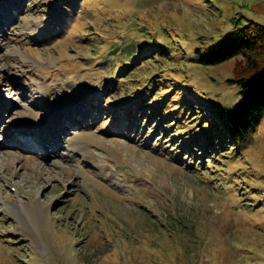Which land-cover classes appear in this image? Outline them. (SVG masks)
Instances as JSON below:
<instances>
[{"label": "rangeland", "instance_id": "374dc122", "mask_svg": "<svg viewBox=\"0 0 264 264\" xmlns=\"http://www.w3.org/2000/svg\"><path fill=\"white\" fill-rule=\"evenodd\" d=\"M252 25L264 0H0V264H264V114L214 148L244 57H193Z\"/></svg>", "mask_w": 264, "mask_h": 264}, {"label": "trees", "instance_id": "16d2710c", "mask_svg": "<svg viewBox=\"0 0 264 264\" xmlns=\"http://www.w3.org/2000/svg\"><path fill=\"white\" fill-rule=\"evenodd\" d=\"M170 34H171L170 31H168V33L163 32V40L168 41L167 37L170 36ZM154 40L156 39L153 38V40H151L150 43L154 44L155 42H160L158 44H161L162 46L163 50L159 51L160 55L164 56L165 54L168 55L172 53L171 51L172 47H170L169 43L164 41H154ZM171 40H173V38H171ZM140 43H141L140 40H138L137 42H132V44L135 47H137L138 44ZM139 47H140L139 51H142L143 47L141 46ZM149 51L152 52L153 50H149ZM156 52L158 51L155 50V53ZM126 54L127 55L129 54L131 59H134V57L136 56L131 48L126 49ZM238 54L244 57V63L243 66L239 69V72H234L235 77L230 78V80L233 82V84H236L238 86L237 92L239 93V95H236L232 103L228 105H222V107H220V109L218 110L219 111L218 114L214 112L215 113L214 117L211 115L207 116L206 119L207 122H209L208 124L211 126V129L217 127L216 128L217 131L214 129V131L211 130L210 132V128H207L209 125H207L206 127L204 125L201 126L202 129L209 130L208 138L209 137L213 138L211 144L213 145L214 148H216L217 145H220L219 142H221L223 135L227 137L229 131H236V130H238L241 134L247 132L250 128L251 123L256 121L257 119H260V117L263 116L264 114V25L259 27L252 25L250 26V28H246V26L240 27L239 30L235 33L222 35L210 46L204 48L195 46L193 49V57L195 61L205 65L212 63L214 64ZM144 61H149L148 57L141 60L140 63ZM139 66L140 65L137 66L136 64L133 65L129 64V66L127 67L130 68H127L124 71H122L123 72L122 74L127 73L128 76L133 77V75L137 73L138 70H140ZM163 72L164 71H157V74L151 77V79L150 77H148L146 81H144L143 84L147 85L146 88L148 89V96H149L146 99L145 104L150 102L151 100L150 96L152 93L156 95L159 92V90H161V86L163 85V82L161 81L162 78L161 75L164 74ZM133 80H134L133 83L139 87V88L136 87L137 90H139L141 87L144 86V85L140 86L141 81L139 79L133 78ZM168 84H170V89L171 86H174L171 83ZM168 91L169 89L164 92L168 93ZM163 101L164 98L159 103ZM161 104L159 105V107H157V109L151 106L149 108V111H147L145 114L146 115H152L153 113L156 114L159 111ZM191 106L194 107V104L192 103ZM162 108H166V107L162 106ZM169 110L174 111V109H166L164 113L167 114ZM167 115H170V113ZM159 116H158L159 119L161 120L165 119L162 118L164 115L160 114ZM217 117L220 118L221 124L218 123ZM177 118L176 116L173 117V121L171 123L176 122ZM192 118H194V116L191 117V119ZM212 122H214V125H212ZM164 129L166 128H162V130ZM188 134L189 136L187 137V139L184 140H187L189 145L192 144V148L194 150L195 148L198 149L199 145L198 144L196 145V143L198 142V138L194 137V134L192 135V133H188ZM218 135L219 136L221 135L220 136L221 138H218ZM201 143L202 145L204 144V142L202 141ZM202 151L203 148H201V152Z\"/></svg>", "mask_w": 264, "mask_h": 264}, {"label": "bare ground", "instance_id": "6f19581e", "mask_svg": "<svg viewBox=\"0 0 264 264\" xmlns=\"http://www.w3.org/2000/svg\"><path fill=\"white\" fill-rule=\"evenodd\" d=\"M1 106H3V105H1ZM62 115V114H61ZM56 116V114H53V112H51V114H50V116H49V119H50V121L49 122H47V121H45V122H38V121H33V125H34V127H32V130H29L28 128H26V129H24L23 127H22V124H21V121L23 122H26V121H30L31 122V120L30 119H21L20 120V122H18V124L17 125H14V126H16L15 127V129L18 131V133L19 132H23V131H27V130H29V131H34L35 133L37 132L38 134H39V131H37L38 129H39V127H40V125L41 124H43V123H45V125H48L49 123H52V124H56V120H55V117ZM60 116V115H59ZM18 127H21V130H18L17 128ZM54 127V126H53ZM46 137V136H45ZM45 137H43V139L45 138ZM43 142V141H42ZM41 142V143H42ZM10 202V201H9ZM5 203H6V201H5ZM21 204H23L26 208H33V207H39V208H41V203L39 202V201H37L36 199H32L30 202H21Z\"/></svg>", "mask_w": 264, "mask_h": 264}]
</instances>
